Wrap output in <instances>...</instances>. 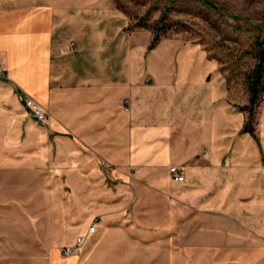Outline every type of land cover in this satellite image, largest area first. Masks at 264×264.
Returning a JSON list of instances; mask_svg holds the SVG:
<instances>
[{"label": "crops", "instance_id": "1", "mask_svg": "<svg viewBox=\"0 0 264 264\" xmlns=\"http://www.w3.org/2000/svg\"><path fill=\"white\" fill-rule=\"evenodd\" d=\"M127 29L0 0V264H264V106L256 140L203 47Z\"/></svg>", "mask_w": 264, "mask_h": 264}, {"label": "rangeland", "instance_id": "2", "mask_svg": "<svg viewBox=\"0 0 264 264\" xmlns=\"http://www.w3.org/2000/svg\"><path fill=\"white\" fill-rule=\"evenodd\" d=\"M102 1V0H101ZM128 31L159 30V40H176L203 47L220 67L229 101L247 106L245 72L253 65L251 48L264 34V0H108ZM234 16V17H233ZM258 110L256 122L263 109ZM8 256V254L1 255Z\"/></svg>", "mask_w": 264, "mask_h": 264}, {"label": "trees", "instance_id": "3", "mask_svg": "<svg viewBox=\"0 0 264 264\" xmlns=\"http://www.w3.org/2000/svg\"><path fill=\"white\" fill-rule=\"evenodd\" d=\"M203 3L209 4L206 0H203ZM253 27L262 31L264 25ZM158 33L159 30L156 28L153 32L154 37L150 49H154L159 44L160 40ZM250 53L253 65L249 71L245 72V82L248 90L249 102L247 106L239 108L242 112L247 113L248 116L243 133L249 134L258 140L256 119L259 114L258 110L264 103V34L255 39Z\"/></svg>", "mask_w": 264, "mask_h": 264}, {"label": "built area", "instance_id": "4", "mask_svg": "<svg viewBox=\"0 0 264 264\" xmlns=\"http://www.w3.org/2000/svg\"><path fill=\"white\" fill-rule=\"evenodd\" d=\"M73 45L70 44L68 47H67V50L71 51L73 50ZM0 76L1 77H4L5 76V73L4 71H2V62H1V58H0ZM130 102L125 100L124 101V105H129ZM24 107L26 109V111L32 116V118H34L35 120L39 121V122H46L48 117H49V112L46 111L40 104H38L34 99L32 98H28L25 100L24 102ZM170 174L172 175L173 177V180L175 182H178V183H181L184 181V175H183V172L177 168V167H173L170 169ZM96 229H97V222H93L92 226L90 227V230L89 232L91 234H94L96 232ZM84 243V238H79L77 240V243H76V246L73 247V248H64L62 249V254L65 256V257H70L72 256L76 251L77 249H79Z\"/></svg>", "mask_w": 264, "mask_h": 264}]
</instances>
